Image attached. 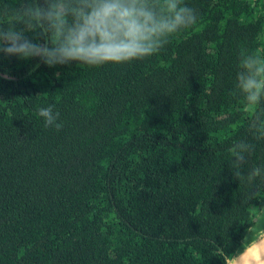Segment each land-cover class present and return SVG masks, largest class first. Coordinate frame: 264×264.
<instances>
[{"label": "trees", "instance_id": "1", "mask_svg": "<svg viewBox=\"0 0 264 264\" xmlns=\"http://www.w3.org/2000/svg\"><path fill=\"white\" fill-rule=\"evenodd\" d=\"M183 2L196 22L151 57L0 58V264H228L259 238L264 187L245 202L224 161L250 115L234 79L264 48V0Z\"/></svg>", "mask_w": 264, "mask_h": 264}, {"label": "clouds", "instance_id": "2", "mask_svg": "<svg viewBox=\"0 0 264 264\" xmlns=\"http://www.w3.org/2000/svg\"><path fill=\"white\" fill-rule=\"evenodd\" d=\"M195 22L193 9L183 0H0V58L36 59L48 67L139 60L159 52L173 34ZM109 44L123 46L125 54H97ZM234 88L250 115L245 134L235 141L224 165L242 185L240 197L248 202L264 187V161L250 163L264 144V48L240 55ZM38 112L45 127H62L52 105ZM260 221L264 208L256 217L258 225ZM258 236L239 253L238 264H264V226Z\"/></svg>", "mask_w": 264, "mask_h": 264}, {"label": "water", "instance_id": "3", "mask_svg": "<svg viewBox=\"0 0 264 264\" xmlns=\"http://www.w3.org/2000/svg\"><path fill=\"white\" fill-rule=\"evenodd\" d=\"M258 239H260V237L258 238ZM258 239H256V240H258ZM255 240V241H256ZM253 243V242H252ZM251 244V243H250ZM250 244H248V245H246V246H244L235 256H233V258L230 260V262L228 263V264H238V260H237V258H238V255H239V253H241L246 247H248Z\"/></svg>", "mask_w": 264, "mask_h": 264}, {"label": "rangeland", "instance_id": "4", "mask_svg": "<svg viewBox=\"0 0 264 264\" xmlns=\"http://www.w3.org/2000/svg\"><path fill=\"white\" fill-rule=\"evenodd\" d=\"M261 226H264V221H260V224L259 225L258 224L256 225V229L261 231ZM254 235L255 234H252L251 236L254 237ZM246 242L250 244V243H252L254 241H252L251 238H248V240Z\"/></svg>", "mask_w": 264, "mask_h": 264}]
</instances>
